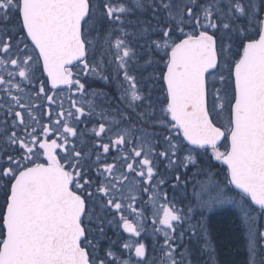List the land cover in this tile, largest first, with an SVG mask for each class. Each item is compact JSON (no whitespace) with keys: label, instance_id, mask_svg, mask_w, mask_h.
Wrapping results in <instances>:
<instances>
[{"label":"snow or ice","instance_id":"1","mask_svg":"<svg viewBox=\"0 0 264 264\" xmlns=\"http://www.w3.org/2000/svg\"><path fill=\"white\" fill-rule=\"evenodd\" d=\"M0 116V264H191L184 225L215 264L192 221L221 203L245 264H264V0H0ZM173 171L186 212L160 191ZM149 206L158 260L140 239ZM106 224L128 234L119 252L100 248Z\"/></svg>","mask_w":264,"mask_h":264},{"label":"trees","instance_id":"2","mask_svg":"<svg viewBox=\"0 0 264 264\" xmlns=\"http://www.w3.org/2000/svg\"><path fill=\"white\" fill-rule=\"evenodd\" d=\"M146 18V17H145ZM150 69H148L149 71ZM89 90L98 89L100 90L101 86H105L106 91L111 94L118 95L117 92V84L111 83L110 85H106L104 82L99 80H94V78H89ZM159 87V86H158ZM122 107V106H121ZM160 150V149H159ZM207 164L201 162V167L204 168ZM208 168H215L218 170L224 169V167L219 166L217 163L212 161L211 165H207ZM160 169L163 171L165 167V162L160 163ZM196 169L189 168L188 176L192 175ZM180 172H183L184 169H180ZM171 179H168V198L169 201L174 202L177 208H182L187 211V207L189 206V200L184 199V191L183 187L176 188L173 190L172 185L175 183V176L177 172L173 171L170 173ZM188 179V177H182V181ZM196 180L205 179L204 175L198 176L195 178ZM188 193L190 195L192 190V184H188ZM197 221H203L206 225L208 236L207 240L211 247L215 250L216 262L215 264H245L247 260V249L245 247L243 230L241 227L240 219L238 212L235 206L232 205H223L217 208H206V209H196V216L192 223H196ZM187 228V225H184V228H179L175 233L177 237V246L178 252L177 256L180 253L189 251L190 255L188 256V260L191 261V264H205L208 260V252L204 249L205 239L203 234L200 235L199 238H193L190 236V233L186 234L183 240H180V232ZM106 238L100 240V248L104 249L108 247L110 240L108 236L110 232L105 229ZM153 240V239H152ZM162 241L161 238H157V240L153 241ZM146 246L148 249L149 258L159 259V256H156L152 250H149V246L146 241ZM114 250L116 251V246H114ZM102 253V251H101ZM103 254V253H102ZM187 264V262H186Z\"/></svg>","mask_w":264,"mask_h":264},{"label":"flooded vegetation","instance_id":"3","mask_svg":"<svg viewBox=\"0 0 264 264\" xmlns=\"http://www.w3.org/2000/svg\"><path fill=\"white\" fill-rule=\"evenodd\" d=\"M151 71H152V69L149 70V72H151ZM106 89L107 88L105 86L100 87V90L107 93L110 97H116L115 93L111 94V93L107 92ZM154 95L155 96H161V93L155 92ZM121 106L123 107V105H121ZM2 119H3V116H0V120H2ZM43 122H47V121H43ZM134 122L137 124L138 127H143L147 131H161V129H159V128L150 127L149 123H142L140 121H134ZM94 123H95V121H92V122H88L86 126H85V123H81L79 125V129L82 132H84L85 134L81 138L74 141L77 145H79L81 143V141H86L88 147H90L92 144H94V142H95L94 139L88 134V131H87L93 127ZM164 135H167V133L164 132ZM157 150L159 151V149H157ZM85 151H87V147L85 148ZM165 164H166V161H165ZM204 169L207 172V171H211L212 169H215V168H208V166L206 165V166H204ZM160 191L162 194L166 193L167 197H168V182L163 187H161ZM143 196H147V194H144ZM2 201H3V196H2V194H0V205H2ZM142 204H143V200L141 201V205ZM109 218L111 219L112 217L109 216ZM105 229L110 232L108 239L113 240V241H117V243L114 246H116V249H117L116 251L119 252L120 251V244L123 243V240L128 238V234L124 233L123 230L121 228H118L117 225L114 226V224L113 225H107L106 224ZM147 237H148V239L149 238L151 240L153 239L150 236H147ZM148 239H146L145 242L147 241V244H148L149 250H150L151 249L150 248V242ZM100 254L102 255V253H100ZM125 255H127V254L125 253Z\"/></svg>","mask_w":264,"mask_h":264},{"label":"rangeland","instance_id":"4","mask_svg":"<svg viewBox=\"0 0 264 264\" xmlns=\"http://www.w3.org/2000/svg\"><path fill=\"white\" fill-rule=\"evenodd\" d=\"M75 71H78V68H73ZM63 96L67 97L68 95V92H67V89H65L62 93ZM65 107H67V105H65ZM224 119H225V116L224 114H221L219 116H216L215 117V120L218 122V124L222 125L224 123ZM220 170H216V169H212L211 172L215 173V172H218ZM216 179H222V176H217L215 177ZM148 199L147 196H143V201H146ZM168 201H169V198H168ZM164 201H161V203H163ZM223 205H232V204H229V203H221V204H217L211 208H217L219 206H223ZM234 206V205H232ZM151 212H152V209H151V206H149L147 208V211H145V216L147 217L146 219V222H145V232L142 234V236L140 237V239H143L144 242L146 239H148L147 236H150L151 238H153V240H157L158 237L154 236L153 235V232H152V228H153V218H152V215H151ZM125 215H128L127 212H125ZM110 219V218H109ZM112 219V218H111ZM117 220H118V216H117ZM258 223H259V227L261 229H264V214H261L259 215V220H258ZM114 226H116V224H114ZM149 242H150V248L152 250L153 253H155L156 256H159V252L158 251H153V248L154 246L156 248L159 247V243L157 241H153L151 240L150 238L148 239ZM159 242H162L159 240ZM146 243V242H145Z\"/></svg>","mask_w":264,"mask_h":264},{"label":"water","instance_id":"5","mask_svg":"<svg viewBox=\"0 0 264 264\" xmlns=\"http://www.w3.org/2000/svg\"><path fill=\"white\" fill-rule=\"evenodd\" d=\"M223 139H224V138H221V141H220L219 143H221V142L223 141ZM217 162L221 164V162H219V161H217ZM223 166H224V165H223ZM224 167H226V166H224Z\"/></svg>","mask_w":264,"mask_h":264}]
</instances>
